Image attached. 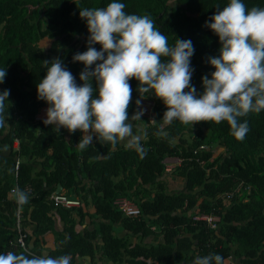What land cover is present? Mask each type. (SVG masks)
Instances as JSON below:
<instances>
[{
    "label": "trees",
    "instance_id": "16d2710c",
    "mask_svg": "<svg viewBox=\"0 0 264 264\" xmlns=\"http://www.w3.org/2000/svg\"><path fill=\"white\" fill-rule=\"evenodd\" d=\"M107 2L0 0V66L7 65L0 90H10L0 127V252L24 251L16 246L22 237L30 254L67 253L71 264H192L209 252L220 253L225 264H264V110L240 118L248 121L249 131L237 140L224 121L164 125L165 106L149 96L155 121H131L135 133L139 122L145 125L144 156L119 141L113 147L95 139L81 151L79 131L58 133L36 120L47 107L36 96V82L45 74L42 61L61 58L80 83L83 65L72 55L86 49L87 28L79 9ZM123 2L126 12L149 15L170 43L174 35L192 40L191 83L202 91L201 76L213 71L207 59L218 55L220 46L204 22L227 0ZM244 2L249 8L264 6V0ZM130 83L129 116L138 97V82ZM166 158L180 164L167 172ZM176 176L182 188L170 190L168 178ZM58 186L79 198V207L55 206L49 197ZM15 187L30 197L18 228ZM117 197L140 214L125 216L113 206ZM201 213L218 216L217 229L196 220Z\"/></svg>",
    "mask_w": 264,
    "mask_h": 264
},
{
    "label": "clouds",
    "instance_id": "9594fccd",
    "mask_svg": "<svg viewBox=\"0 0 264 264\" xmlns=\"http://www.w3.org/2000/svg\"><path fill=\"white\" fill-rule=\"evenodd\" d=\"M125 7L123 0H109L79 9L87 28L86 49L72 55L73 62L83 65L80 83L61 58L42 61L45 74L36 82V96L47 105L43 123L58 133L61 128L79 131L76 147L81 151L94 139L115 147L127 138L126 146L144 156L145 146L131 121L141 120L145 109L139 106L152 96L165 106L160 119L164 125L224 121L230 134L243 140L249 126L240 118L264 110V6L249 8L244 0H227L205 20L220 46L218 55L207 59L213 71L201 76L199 93L191 83L192 40L174 35L170 43L149 15L126 12ZM6 73L7 65L0 66V84ZM133 79L138 82V110L129 116ZM9 94V89L0 90V127L6 123ZM12 194L18 211L30 199L19 187ZM0 264H71V256L7 251L0 252ZM192 264H225V259L209 252L195 256Z\"/></svg>",
    "mask_w": 264,
    "mask_h": 264
},
{
    "label": "built area",
    "instance_id": "2783aa9c",
    "mask_svg": "<svg viewBox=\"0 0 264 264\" xmlns=\"http://www.w3.org/2000/svg\"><path fill=\"white\" fill-rule=\"evenodd\" d=\"M145 109V112L143 114L142 117L148 118L150 123H153V117H154V112H153V108H154V101H152L151 99L145 98L142 101V104L139 106ZM45 109L46 107H42L37 114L36 119L39 121L43 122V119L45 117ZM135 110H138V107L135 106ZM15 143L18 144L17 141H15ZM168 160V162H167ZM174 161L173 164H171ZM166 162V163H165ZM170 162V165L167 164ZM19 164V161L17 160L15 163V167L17 168ZM164 164L166 166V171H170L172 168H174L175 166L180 164V159L178 158H166L164 160ZM12 192V190H11ZM49 199L51 201H53V204L57 207H61L64 209H72V208H77L80 205V200L79 198L75 197H71L68 196L66 193H55L50 195ZM113 206H115L119 211H121L125 216L127 217H132V216H138L140 214V210L133 204L130 203L127 199L123 198V197H117L113 200ZM20 211L21 209L18 211L16 208V223H17V228L19 227V221H20ZM196 220H203L207 223V225L211 228V229H217L218 227V223H219V217L213 215L212 213H201L199 215L195 216ZM17 247H21L24 251H27L29 253V251L25 248L24 243H23V239L22 237H19L17 240ZM235 264V263H233Z\"/></svg>",
    "mask_w": 264,
    "mask_h": 264
},
{
    "label": "rangeland",
    "instance_id": "374dc122",
    "mask_svg": "<svg viewBox=\"0 0 264 264\" xmlns=\"http://www.w3.org/2000/svg\"><path fill=\"white\" fill-rule=\"evenodd\" d=\"M137 128H138V132H133L134 134H137V135H140L141 136V139H142V131L144 130V128H145V125H144V123L143 122H139L138 124H137ZM186 138H187V136H185ZM123 146H125V147H127L126 145H127V138H125L124 140H122V141H119ZM167 162H168V160H167ZM166 163V162H165ZM174 163V161L171 163V164H173ZM167 164H169L170 165V162L169 163H167ZM168 188L170 189V190H178L179 188L181 189L182 188V183H181V179H180V177H175L174 179H170V178H168ZM68 195H69V193H68ZM70 195H72V194H70Z\"/></svg>",
    "mask_w": 264,
    "mask_h": 264
},
{
    "label": "crops",
    "instance_id": "0c3cea01",
    "mask_svg": "<svg viewBox=\"0 0 264 264\" xmlns=\"http://www.w3.org/2000/svg\"><path fill=\"white\" fill-rule=\"evenodd\" d=\"M37 120V119H36ZM39 121V120H38ZM17 141V140H16ZM18 142V141H17ZM17 146H18V144L17 143H14V147L15 148H17ZM4 157V156H3ZM170 159V158H169ZM172 159V158H171ZM180 189V188H179ZM60 192H62V193H66V191H63L62 189H61V191H59L58 193H60ZM56 193V192H55ZM67 194V193H66ZM68 195V194H67ZM68 196H71V197H75V195L74 194H72V195H68ZM120 234H122V232L120 233ZM85 264V263H84Z\"/></svg>",
    "mask_w": 264,
    "mask_h": 264
},
{
    "label": "water",
    "instance_id": "95a60500",
    "mask_svg": "<svg viewBox=\"0 0 264 264\" xmlns=\"http://www.w3.org/2000/svg\"><path fill=\"white\" fill-rule=\"evenodd\" d=\"M59 191H61V186L57 187L56 193H58Z\"/></svg>",
    "mask_w": 264,
    "mask_h": 264
}]
</instances>
